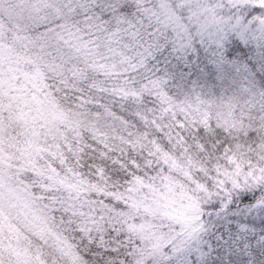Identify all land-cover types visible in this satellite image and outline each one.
Masks as SVG:
<instances>
[{
  "label": "snow or ice",
  "instance_id": "snow-or-ice-1",
  "mask_svg": "<svg viewBox=\"0 0 264 264\" xmlns=\"http://www.w3.org/2000/svg\"><path fill=\"white\" fill-rule=\"evenodd\" d=\"M0 264H264V0H0Z\"/></svg>",
  "mask_w": 264,
  "mask_h": 264
}]
</instances>
